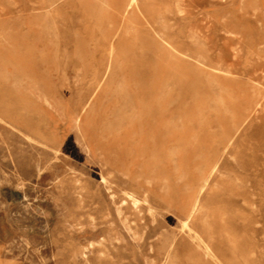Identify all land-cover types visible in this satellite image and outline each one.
Segmentation results:
<instances>
[{"label":"rangeland","instance_id":"374dc122","mask_svg":"<svg viewBox=\"0 0 264 264\" xmlns=\"http://www.w3.org/2000/svg\"><path fill=\"white\" fill-rule=\"evenodd\" d=\"M0 264H264V0H0Z\"/></svg>","mask_w":264,"mask_h":264},{"label":"bare ground","instance_id":"6f19581e","mask_svg":"<svg viewBox=\"0 0 264 264\" xmlns=\"http://www.w3.org/2000/svg\"><path fill=\"white\" fill-rule=\"evenodd\" d=\"M194 208V207H193ZM193 211V210H192ZM208 248V247H207ZM210 255V254H209Z\"/></svg>","mask_w":264,"mask_h":264}]
</instances>
